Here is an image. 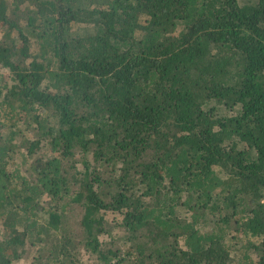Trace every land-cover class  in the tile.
<instances>
[{
    "label": "trees",
    "instance_id": "1",
    "mask_svg": "<svg viewBox=\"0 0 264 264\" xmlns=\"http://www.w3.org/2000/svg\"><path fill=\"white\" fill-rule=\"evenodd\" d=\"M26 252L264 264V0H0V264Z\"/></svg>",
    "mask_w": 264,
    "mask_h": 264
},
{
    "label": "rangeland",
    "instance_id": "2",
    "mask_svg": "<svg viewBox=\"0 0 264 264\" xmlns=\"http://www.w3.org/2000/svg\"><path fill=\"white\" fill-rule=\"evenodd\" d=\"M47 247H48V246H47ZM28 253H29V252H26V253L23 255V257L21 258V260L18 261L17 263H14V264H38V262H40V259H39V258H37V259H35V260L29 258ZM45 254H46V251L43 252V254H42V258H44ZM42 258H41V259H42ZM38 260H39V261H38ZM42 263H43V262H42ZM42 263H40V264H42Z\"/></svg>",
    "mask_w": 264,
    "mask_h": 264
}]
</instances>
